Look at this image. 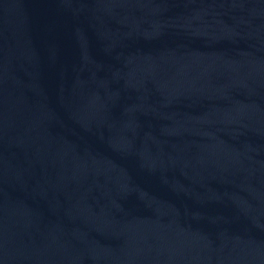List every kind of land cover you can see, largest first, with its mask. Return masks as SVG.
<instances>
[{"label":"water","instance_id":"water-1","mask_svg":"<svg viewBox=\"0 0 264 264\" xmlns=\"http://www.w3.org/2000/svg\"><path fill=\"white\" fill-rule=\"evenodd\" d=\"M0 264H264V0H0Z\"/></svg>","mask_w":264,"mask_h":264}]
</instances>
